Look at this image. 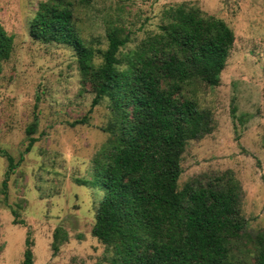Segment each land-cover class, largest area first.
<instances>
[{
  "label": "rangeland",
  "instance_id": "rangeland-1",
  "mask_svg": "<svg viewBox=\"0 0 264 264\" xmlns=\"http://www.w3.org/2000/svg\"><path fill=\"white\" fill-rule=\"evenodd\" d=\"M42 1L0 0V24L14 37L11 57L0 60V264L22 263L28 229L33 264H111L110 250L92 233L104 192L93 158L110 137L104 131L109 101L92 107L95 94L81 81L71 46L29 35ZM184 1L223 18L235 41L220 84L204 86L200 101L211 110L214 127L187 144L179 188L193 177L232 170L241 182L247 220L236 254L252 255L251 236L264 234V0H91L77 10V28L106 47L108 28L122 26L130 36L124 50H131L159 31L167 6ZM35 119L37 141L25 153ZM6 154L17 166L4 189ZM13 210L24 224L14 223ZM59 225L69 241L53 254Z\"/></svg>",
  "mask_w": 264,
  "mask_h": 264
},
{
  "label": "trees",
  "instance_id": "trees-1",
  "mask_svg": "<svg viewBox=\"0 0 264 264\" xmlns=\"http://www.w3.org/2000/svg\"><path fill=\"white\" fill-rule=\"evenodd\" d=\"M91 0H45L30 20L29 35L71 46L81 81L90 84L92 107L109 101L110 137L93 158L103 187L92 233L111 252V264H264V234L252 237V255L236 247L246 233L241 182L232 170L193 177L179 188L182 156L190 140L212 132L210 109L201 105L204 86H218L235 34L220 17L190 1L167 6L159 31L124 50L130 36L110 26L106 47L83 38L77 10ZM14 37L0 24V60H8ZM100 59V61L98 60ZM81 123V120L75 122ZM37 121L27 128L25 153L37 138ZM8 169L16 168L6 154ZM24 154L19 161H22ZM205 176V175H204ZM14 223H25L13 210ZM69 241L61 225L52 250ZM28 229L21 264H33Z\"/></svg>",
  "mask_w": 264,
  "mask_h": 264
}]
</instances>
